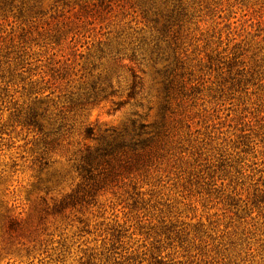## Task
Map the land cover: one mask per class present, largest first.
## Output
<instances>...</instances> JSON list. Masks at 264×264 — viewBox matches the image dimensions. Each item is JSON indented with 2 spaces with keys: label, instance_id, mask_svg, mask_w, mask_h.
<instances>
[{
  "label": "rangeland",
  "instance_id": "374dc122",
  "mask_svg": "<svg viewBox=\"0 0 264 264\" xmlns=\"http://www.w3.org/2000/svg\"><path fill=\"white\" fill-rule=\"evenodd\" d=\"M0 264H264V0H0Z\"/></svg>",
  "mask_w": 264,
  "mask_h": 264
}]
</instances>
